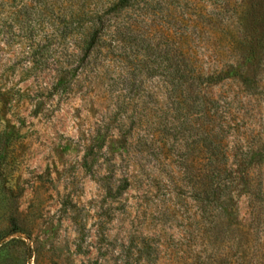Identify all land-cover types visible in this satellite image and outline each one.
I'll return each mask as SVG.
<instances>
[{"label":"rangeland","instance_id":"obj_1","mask_svg":"<svg viewBox=\"0 0 264 264\" xmlns=\"http://www.w3.org/2000/svg\"><path fill=\"white\" fill-rule=\"evenodd\" d=\"M103 4L0 0V264H264V0Z\"/></svg>","mask_w":264,"mask_h":264},{"label":"trees","instance_id":"obj_2","mask_svg":"<svg viewBox=\"0 0 264 264\" xmlns=\"http://www.w3.org/2000/svg\"><path fill=\"white\" fill-rule=\"evenodd\" d=\"M131 0H104V4L102 5L101 8H104L108 5H111L110 8H112L113 6L115 7H125L126 5H128V3ZM102 16L99 15L98 11L95 12V16L92 17L91 21L88 23L87 25V30L85 32V36L83 39V45L85 46L86 52H89L93 46L96 43L97 38L99 37V30H100V26H102ZM62 80V79H61ZM216 195V198L214 199V201L220 205V207L224 208V199H223V195L220 192V190H214L213 192ZM263 196V192L261 190L258 191V193L256 194L255 198L258 202H261L262 197Z\"/></svg>","mask_w":264,"mask_h":264}]
</instances>
